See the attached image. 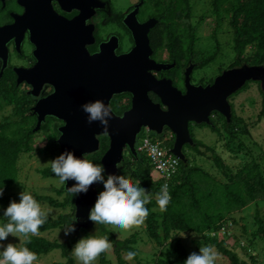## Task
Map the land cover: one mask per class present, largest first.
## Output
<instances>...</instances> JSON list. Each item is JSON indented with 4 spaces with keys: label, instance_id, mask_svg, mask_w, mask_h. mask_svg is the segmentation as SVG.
<instances>
[{
    "label": "trees",
    "instance_id": "16d2710c",
    "mask_svg": "<svg viewBox=\"0 0 264 264\" xmlns=\"http://www.w3.org/2000/svg\"><path fill=\"white\" fill-rule=\"evenodd\" d=\"M144 1L148 6L156 9L157 13L165 18L168 23L164 31L160 33L159 40H157L159 46L165 44L177 58L178 62L184 57L185 59L192 56L197 57L198 54L192 49L196 41L194 37L196 28L189 27L187 35L184 34L180 38V35L176 34L173 24L175 18L174 11L176 10V6L180 5V2L183 5V7L180 8L181 15L184 17L189 16L188 0ZM223 4H227L230 8H226L222 12ZM212 9V14L216 19V26L219 25L224 16L230 17V26L234 33L233 50L237 57L236 64L231 68L239 67L243 64L249 66H264V0H214ZM248 47L253 49L250 56H247L245 53ZM215 57L216 52L206 59H202L199 69L208 66ZM249 84L250 82L248 86ZM14 87L15 83L10 80V76L4 74L0 79V108L6 106L12 107L16 120H10V122L0 125V187L4 186V195L0 197L2 210L8 206L11 200L15 199L18 201L12 189L18 182L20 161L24 156L27 155L31 157L36 153L38 155H52L55 159L60 153L59 146L55 141L56 136L49 134V123L47 122L41 129L35 131L36 119L31 110L34 103L31 98L18 97ZM247 88V86H244L241 91ZM261 94L263 95L262 91ZM235 117L233 110L231 122L228 123L227 121H223L225 130L232 137L235 136L236 133L232 129L235 124ZM211 123L213 126L211 127L210 125L209 127L213 132L218 133L216 121L212 117ZM39 131L44 132L46 143L43 148L35 152L33 149V139L35 134ZM100 142V151L96 154L87 156L89 160L98 164H101V156L107 150L108 146L105 137H101ZM201 145L202 144L198 141L194 148L199 149ZM169 146L171 147V145ZM240 147H242V144H240ZM204 148L208 151H212L211 148ZM129 158L134 157L130 155ZM136 158V168L130 165L127 158L123 160L120 176L126 172H130L129 178L133 182L139 181L140 186L144 188L150 199V203L146 205L149 209V215L143 220L142 224H145L147 234L157 248L159 250L164 248L161 252L162 257L156 261V264H183L186 260L187 253L180 241L176 242L172 248L168 247V241L172 238L173 233L178 232L201 234L204 240L203 242L197 243L198 247L201 244H210L215 246L221 255L223 254L227 257L231 264H248L247 261L240 260L232 250L228 249L225 242L218 241V238L208 236L207 234L219 231L221 227L219 223L225 220L227 214L232 212L233 207L235 209L243 207L247 204V200L255 202L258 199L264 198V172H262L258 162L252 161V163L248 165V169H243L236 174L225 172L229 182L220 183L221 186L216 187L215 192L213 189L209 195H205L201 191L196 180V178L199 179V175L202 173L201 170L190 167L188 159L186 162H180L176 175L168 181L167 185L171 200L166 210L161 211L156 201L157 194L162 190L163 181L154 182L151 176L152 169L146 158L140 155ZM217 161H220L219 158ZM218 166L222 167L221 161L218 163ZM39 173L44 179L55 177V174L52 173L51 166L47 169L40 170ZM213 185H215V183ZM55 191L58 200L53 196H34L40 204H47L49 207L59 211L54 217L48 216L47 221L40 227L39 231L41 232L64 229V226L70 223L73 216H75V197L72 198L67 194L64 186H62L60 190ZM213 195L216 197L213 198ZM184 198L188 199V202H184ZM5 223H7V221H5ZM73 223L75 224V221ZM258 224L259 227L253 236L256 237L257 235H261L264 237L263 220L258 219ZM97 230H99L98 237H109V240L115 247L118 259L121 257L118 253L119 250L124 248L131 251V248L127 247L130 240H115L114 236L107 231L105 225H95L87 232L94 233ZM78 233H75V230L71 231L66 240L67 243L65 244L52 243L42 237L30 236V243L27 244V247L33 251L38 258L54 249H61L63 255L68 258L66 264H74L70 256V250L75 244L73 235ZM105 257L106 252L100 254L101 261L104 262ZM249 258H251V256H249Z\"/></svg>",
    "mask_w": 264,
    "mask_h": 264
},
{
    "label": "water",
    "instance_id": "95a60500",
    "mask_svg": "<svg viewBox=\"0 0 264 264\" xmlns=\"http://www.w3.org/2000/svg\"><path fill=\"white\" fill-rule=\"evenodd\" d=\"M149 25H142L139 29L129 28L135 39L133 50L123 56H116L113 45L118 43L116 38L108 44L101 46L98 54L90 56L82 51V33L72 31L68 35L55 34L51 40L40 36L38 30L32 33L31 42L34 44L39 63L28 72L26 81L32 86L31 94L45 83L54 87L55 93L46 99L36 103L32 111L38 116L35 131L41 128V123L46 116L55 117L64 123L59 129L60 136L57 139L60 153L72 152L76 157L96 154L101 148V137L109 139V147L101 158L104 167V176H118L119 166L124 160V152L128 150L132 156L138 157L135 144L142 127L161 134L164 127L169 128L175 135L172 147L174 154L181 162H186L182 153L184 145L194 146L189 131V123L210 126L213 113L222 115L229 123L232 117V106L229 98L243 89L246 83H259L264 95V66L242 65L223 71L216 77L213 84L207 86H194L190 82V73L193 65L186 72L183 94L176 89L171 81L156 80L149 71L170 69L174 65L166 67L153 61L149 45ZM93 30L87 35L85 43H94ZM52 44L53 51L69 52L66 58L49 57L54 61L51 65L48 61H41L39 46ZM1 55V54H0ZM2 56H0L1 58ZM5 65L3 66V69ZM3 71V70H2ZM1 71V73H2ZM19 75L18 83H21L20 74L23 69H16ZM50 76L47 82H39V75ZM154 92L161 104L167 107V111L160 109V104L154 105L148 97V92ZM130 94L132 97L131 108L124 113L122 118L114 116L108 122L107 132L99 121L89 124L87 114L81 105L103 100L109 106L113 95ZM118 165V167H117ZM76 182L69 179L64 188L71 187ZM101 184L95 182L89 186L88 192L77 195L75 206V233L81 230H91L95 224L88 219L90 208L95 203Z\"/></svg>",
    "mask_w": 264,
    "mask_h": 264
},
{
    "label": "rangeland",
    "instance_id": "374dc122",
    "mask_svg": "<svg viewBox=\"0 0 264 264\" xmlns=\"http://www.w3.org/2000/svg\"><path fill=\"white\" fill-rule=\"evenodd\" d=\"M118 5L128 3L129 0H115ZM214 0H188L189 16H182L180 8L183 5L176 6L175 18L173 24L176 28V34L180 38L186 34L189 27L195 29V43L193 51L198 54L195 61L198 63L201 59H206L208 56L216 52L215 59L203 69H198L194 73V84L207 85L216 77L220 76L223 71L231 69L236 64L237 57L233 50L234 46V33L230 26V17L224 16L218 26L215 25V17L212 14V4ZM229 9L230 6L223 4L222 12L224 9ZM253 49L248 47L246 55L250 56ZM165 52V51H163ZM167 57L165 53L162 55ZM247 65V64H243ZM179 75V72L177 73ZM264 96L261 94L259 84L250 82L247 89L240 90L238 94H234L229 103L233 106L235 113V124L232 127L236 132L235 136H231L225 129H222V124L217 122V127L220 128V134L213 132L208 126L194 125L190 127L191 133L194 138L199 141L201 146L192 148L186 146L184 152L186 160H189V166L201 170L199 179L196 178L201 191L205 195H209L216 187H220V183H228V176L225 172L236 174L243 169H248V165L252 161L258 162L262 172H264ZM13 108L10 106L0 108V125L6 122L16 120ZM220 123V124H219ZM58 125L57 122L51 124L50 135H55L57 138L60 133L53 129ZM58 134V135H57ZM46 139L43 131L35 134L33 139V149L36 152L38 149L45 146ZM242 144V147H240ZM203 146V147H202ZM211 148L208 151L206 148ZM127 151V150H126ZM126 151L124 152L125 154ZM133 168H136L135 158L126 157ZM221 161L222 167L218 166ZM54 157L52 155H38L24 156L20 161V173L18 182L13 186L12 192L19 200V193L22 191L31 192L35 195L53 196L58 200L55 190H60L64 185H61L56 177L44 179L39 171L50 167V162ZM125 178L130 177V172L123 174ZM152 179H156V175L152 170ZM207 176V177H205ZM215 179V180H214ZM216 181V182H215ZM155 182V181H154ZM215 185H213L214 183ZM217 183V186H216ZM220 184V185H218ZM104 190V185L102 189ZM156 192V191H155ZM157 194V193H156ZM216 196L213 195V198ZM184 202L188 199L184 198ZM206 202V201H205ZM44 207H49L47 204H41ZM0 204V224L5 223L7 219L3 217V212ZM51 208V207H50ZM53 211L49 216H56L59 211L51 208ZM258 219L264 222V198L257 201H248L243 207L234 208L232 212L227 214L225 220L221 225L219 231L207 234L218 238V241H223L226 247L233 251L240 260L247 261L248 264H264V237L253 234L257 231L259 224ZM108 232H110L115 240L125 241L130 240L127 247L131 251H135L137 255L132 261L125 259L129 249L119 250L120 259H118L115 247L106 251L104 262L101 261L100 256L96 259L94 264H156V261L161 258L162 250L149 238L145 224L133 225L129 229L113 228L111 225H105ZM87 231H80L78 234L73 235L75 243L82 237L89 235ZM99 236V230L94 232ZM183 234L181 232L173 233L172 238L168 241V247L172 248L176 242L182 244L185 248L187 257L193 253L199 252L200 247L210 245L201 244L197 246L198 242H203L204 237L201 234L193 232L184 233V237L177 236ZM70 232L65 235L64 229L47 230L44 232L39 231L36 237L45 238L47 241L58 244L67 243V238ZM19 239L23 242V237H8L4 243H19ZM134 241V242H133ZM75 245V244H74ZM73 245V246H74ZM71 247V250L73 248ZM216 248V247H215ZM70 250V251H71ZM217 250V248H216ZM218 251V250H217ZM219 253V252H218ZM74 264H79L77 258L70 252ZM251 256V258H249ZM68 258L63 255L61 249H54L53 251L42 255L38 258L37 264H66ZM216 264H231L227 257L219 253Z\"/></svg>",
    "mask_w": 264,
    "mask_h": 264
},
{
    "label": "flooded vegetation",
    "instance_id": "af4514ba",
    "mask_svg": "<svg viewBox=\"0 0 264 264\" xmlns=\"http://www.w3.org/2000/svg\"><path fill=\"white\" fill-rule=\"evenodd\" d=\"M167 24L165 18L161 17L156 9L148 6L144 0H129L128 3H123L122 5H118L115 0H0V56H2L0 58V79L4 74L9 75L10 80L15 83L14 88L16 89L17 96L32 99L34 103L31 107L32 110L37 102L55 93L54 87L45 83L42 87H39L40 89L35 91L37 93L35 96L31 94L33 91L32 86L26 81V78L29 76L28 72L39 63L38 57L34 54L36 48L31 42L32 33H36V30H38L42 38L47 40H51L52 35L56 32L57 34L64 35H68L72 31L80 32L84 35L81 40L83 42L82 51L90 56L98 54L101 51L100 48L102 45L108 44L111 39L116 38L118 43H115L112 48L114 54L120 57L129 54L135 47V39L129 28L139 29L142 25H149L148 38L151 48L150 58L157 64L166 65L168 68L174 65V67H170V69H161L160 71L150 70L149 73L158 81L164 79L171 81L173 86L184 94L186 92V72L190 65L194 66L190 73V82L194 86H199L194 84L193 76L199 69L202 59L198 63L194 59L195 56H192L188 59L184 57L178 62L177 58L165 44L159 46L157 40H159L160 33L164 31ZM92 30L95 42L90 44L85 43L84 45V42L87 41L88 33H91ZM53 46L55 45L50 43L42 44V48L39 46L41 61H48L51 65H54V61L49 59V57H56V54L64 58H66L67 55L70 56L69 52H54L52 50ZM163 53L166 54V58L162 56ZM4 65L5 68L3 69ZM16 69H23V72L20 74L21 83H18L19 75L15 72ZM178 72L179 75H177ZM39 78V82H47L50 80V76L45 73L39 75ZM214 80L207 85L213 84ZM245 86L248 87V83H246ZM148 97L154 105L160 104V109L163 112L167 111V107L161 104L159 97L154 92H148ZM232 97L233 95L229 99ZM131 102L132 97L130 94H116L111 98L109 107L114 116L122 118L124 113L131 108ZM33 115L35 116L37 126L38 116L34 113ZM212 118L215 119L216 124L220 122L222 126L223 121H226V119L218 113H213ZM47 122L49 123V129L51 124L55 122L58 123V125L55 124L53 127L57 133L59 129L64 126L61 120L46 116L45 120L41 123V127ZM194 125L195 123L193 122L189 123L190 135L194 141V146L192 148L198 143L190 130V127ZM212 126L211 124V127ZM219 127H217L219 131L217 134H220ZM222 129H225L224 126ZM146 130L150 131L148 126L142 127L141 133ZM151 134L157 139L169 138L167 143L171 146H173L175 142L174 133L167 127H164L162 133L159 135L154 132H151ZM58 138L56 137L55 141H57ZM105 138L108 142V150L109 139L107 137ZM186 146L188 145H184L182 148V153L185 157L186 154L183 150ZM126 153L128 154L124 153L125 158L128 156L130 157V155L132 156L128 150ZM134 158L137 160L136 157ZM121 165L119 166L118 176H120ZM99 183L101 184L99 189L100 193L103 182Z\"/></svg>",
    "mask_w": 264,
    "mask_h": 264
},
{
    "label": "clouds",
    "instance_id": "9594fccd",
    "mask_svg": "<svg viewBox=\"0 0 264 264\" xmlns=\"http://www.w3.org/2000/svg\"><path fill=\"white\" fill-rule=\"evenodd\" d=\"M81 107L87 114L89 124L99 121L107 132L112 112L103 100L86 102ZM151 151L156 152L157 148L152 147ZM50 166L52 173L64 187L69 179L76 182L73 186L65 188L66 193L72 198L80 193L86 194L93 183L103 182L104 190L98 194L88 213V219L95 225H111L113 228L129 229L133 225L141 224L149 215L146 205L150 203V199L139 181L133 182L123 175L108 176L105 179L102 164L94 163L86 156L76 157L70 151L61 153L51 160ZM3 195L4 186L0 187V197ZM170 200L171 196L165 185L157 194L156 202L159 209L165 211ZM2 211V216L7 219V223L0 224V264H37L38 257L27 247V244L30 243V236L39 235L40 227L47 221L53 210L42 206L31 192L22 191L19 193V200H11ZM74 221L75 216L64 226L65 235L75 230ZM10 235L23 237L24 240L21 242L19 239V243L5 244ZM177 236L184 237V233ZM112 247L108 236L98 237L91 233L80 238L71 252L79 264H94L101 253ZM136 255L135 251H128L125 259L132 261ZM218 256L215 246L206 245L200 247L198 253H191L183 264H216Z\"/></svg>",
    "mask_w": 264,
    "mask_h": 264
},
{
    "label": "built area",
    "instance_id": "2783aa9c",
    "mask_svg": "<svg viewBox=\"0 0 264 264\" xmlns=\"http://www.w3.org/2000/svg\"><path fill=\"white\" fill-rule=\"evenodd\" d=\"M151 132V130H146L140 133L135 148L138 155L146 158L155 173L156 179L153 178V181H163V188L176 175L180 160L172 154V147L167 143L169 138L157 139ZM152 147H156L157 151L152 152Z\"/></svg>",
    "mask_w": 264,
    "mask_h": 264
},
{
    "label": "bare ground",
    "instance_id": "6f19581e",
    "mask_svg": "<svg viewBox=\"0 0 264 264\" xmlns=\"http://www.w3.org/2000/svg\"><path fill=\"white\" fill-rule=\"evenodd\" d=\"M173 13V12H172ZM175 13V12H174ZM175 139V138H174ZM162 248V247H161ZM162 257V256H161Z\"/></svg>",
    "mask_w": 264,
    "mask_h": 264
}]
</instances>
